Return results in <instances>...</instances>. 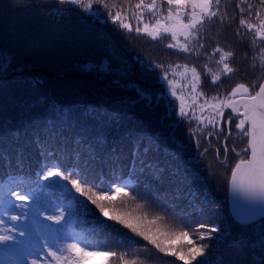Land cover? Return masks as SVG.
<instances>
[{"label":"trees","instance_id":"obj_1","mask_svg":"<svg viewBox=\"0 0 264 264\" xmlns=\"http://www.w3.org/2000/svg\"><path fill=\"white\" fill-rule=\"evenodd\" d=\"M118 2L123 3V0ZM250 2L259 7L258 0ZM236 3L238 0H230V3L225 0L227 11L235 19L212 26L215 30L209 34L206 51L210 52L219 39L221 45L236 51L232 63L239 71L231 77H222L217 85H213L201 68L204 57H188L167 49L165 43L169 38L162 43L134 31L127 32L114 24L102 7L100 17H94L61 0H0V61L11 59L7 71L0 70V176L5 172L22 174L40 185L49 184L50 181L37 174L46 160H52L54 153L65 167L83 168L89 181H104L106 187L107 181L117 176L127 179L135 161L138 195L136 201H127L129 208L139 202L146 204L154 214H164L176 229L189 231L194 241L208 245L205 257L212 264H250L249 249L234 247L233 241L242 233L250 237L258 233L264 219L254 227L242 229L231 216L228 201L226 204L224 198H220L221 190L212 191L211 197L208 195L207 200L203 199L209 190L218 187V181L196 166L199 175L207 179V185L201 187L196 183V177L193 179L191 175V165L184 163L183 156L177 151L183 128L179 131L178 126L172 135L173 124L168 121L173 114L171 118L165 115L162 121L163 114H168L166 104L160 101L153 107L154 100L148 105L147 100H140L137 91L139 87L153 97L167 91L161 82V69L155 68L158 62L165 66L168 63L195 64L202 71L201 88L209 96L227 94L237 82L250 83L259 73H253L243 58V53L249 49L247 41L241 44L236 35L241 18ZM98 7L94 5V8ZM150 15L145 13L146 21ZM131 22L135 25V21ZM105 64L112 70H105ZM170 101L173 108V100ZM233 141L232 137L229 145ZM189 146L185 147L191 149ZM145 147L150 151L145 153ZM1 184L0 194L5 200L11 199L16 205L22 203L14 196L4 195ZM227 185L225 180V190ZM44 195L42 207H48L49 202L65 209L71 204L72 212L77 207L71 197L65 192L60 193L58 188H48ZM186 195L189 196L183 201ZM5 207L0 204V234H4L6 228L28 225L31 240H27V235L17 236L26 243L12 249L3 244L0 257L6 251L17 256L20 255L18 251L25 255L28 249L38 250L37 242L43 244V237L48 233L31 223V212L26 218L21 215L20 208L5 211ZM87 207L99 221L111 227H103L80 206L86 222L79 230H71L68 228L70 216L65 211V221L61 225H51L62 228L58 245L83 236L106 241L116 246L118 252L130 255H143L141 246L147 245L155 264H183V261L171 259L176 258L174 256L158 252L128 229L106 220L94 205ZM24 211H29V205H25ZM46 214L41 212L39 219L44 224H51L44 221ZM10 215H21V219L13 222ZM200 224L217 226L220 231L210 233V241L198 240L194 233ZM199 231L205 229L199 228ZM172 246L177 250L190 247L186 241ZM205 257H198L192 264H199Z\"/></svg>","mask_w":264,"mask_h":264},{"label":"snow or ice","instance_id":"obj_2","mask_svg":"<svg viewBox=\"0 0 264 264\" xmlns=\"http://www.w3.org/2000/svg\"><path fill=\"white\" fill-rule=\"evenodd\" d=\"M61 2L76 5L94 17H100L102 7L112 22L127 32L134 31L137 35L162 43L165 38H169L165 43L167 49H173L188 57H204L205 63L201 68L203 74L210 77L213 85H217L222 77H231L239 71L232 63L236 58V51L221 45L219 39L210 52L206 51L210 43L209 34L215 30L212 26L223 25L226 21L235 19V16L227 11L225 0H136V2L123 0V3L118 0H61ZM94 5L99 7L94 8ZM258 5L259 7L250 0H238L235 4V8L241 14L236 35L241 44L247 41L249 49L243 53V58L253 73H259L250 83L237 82L227 94L217 93L209 96L201 88L202 71L198 70L195 64L191 66L188 63H168L167 66L159 62L155 64V68L161 69V82L166 85V94H170L179 102L180 116L195 120L204 128L210 127L211 130L206 133L208 137L215 136L219 140L223 134L222 150L221 147L215 149V159L225 168L228 165V141L233 136L234 124L237 130L236 139L242 146L239 151L235 143L231 146L235 162L231 168L230 184L233 192L240 194L246 201L236 213V221L242 229L254 227L257 217L264 218V0H258ZM145 13L151 14L147 21ZM131 21H135V25ZM219 35L218 32V37ZM212 64L215 65L214 68L210 67ZM10 65L11 59L5 58L0 61V70L7 71ZM103 67L107 71L112 70L107 64ZM137 91L142 97L147 98L146 92L140 89ZM225 110H230L227 117ZM196 131L203 132V129L198 127ZM210 147L211 141L209 146L204 148V153H208ZM148 151L150 149L145 147L144 152ZM37 175L50 183L40 185L37 181L26 179L22 174L12 175L5 172L0 176V182L8 189L7 195L14 196L16 200L22 202L16 205L11 199L5 200L3 194H0V204L6 205L5 211L20 208L21 215L26 218L31 212V223L48 233L43 237V244L37 242L38 250L31 264H89L93 258L98 257L103 258L102 264H155L147 245L141 246L144 249L143 255L118 252L116 246L106 241L83 236L74 242L58 245L57 238L62 228H54L51 225H61L65 221V211H68L70 217L73 212L71 204L68 209L51 202L48 207H42L45 190L53 187L67 193L77 207L82 206L85 212L93 215L103 227L111 226L99 221L87 207L88 204L94 205L106 220L128 229L135 236L147 241V244L152 245L158 252L174 256L177 260L183 261V264H192L198 257H205L208 245L194 241L189 231L176 229L164 214H154L146 204L139 202L133 208L128 207L127 201L129 199L136 201L138 195L135 161L127 173V179L117 176L116 179L107 181L106 187L103 186L104 181H89L83 168L65 167L54 153L52 160H46ZM80 197L84 199L80 200ZM25 205H29V211H24ZM41 212L48 213L43 219L51 224L40 221ZM21 215H10L9 219L17 222L20 221ZM199 228H204L205 231L200 232ZM218 231L220 229L217 226L200 224L194 234L198 240L203 241L211 239L210 233ZM26 235L30 241L31 231L28 225L6 228L4 234H0V244L9 245V249L19 248L26 240H18L17 236ZM179 241H186L190 247L177 250L172 245ZM233 245L239 249H249L250 264H264V223L260 224L258 233L251 237L242 233L233 241ZM199 264L212 262L205 257Z\"/></svg>","mask_w":264,"mask_h":264},{"label":"rangeland","instance_id":"obj_3","mask_svg":"<svg viewBox=\"0 0 264 264\" xmlns=\"http://www.w3.org/2000/svg\"><path fill=\"white\" fill-rule=\"evenodd\" d=\"M166 92L165 91H161L160 93H164L165 95H167V97L169 99H172L173 103H174V107L173 108H172V105H171V108H172L171 109V111H172L171 112V116H172V114H173V116H172V118H171V116L168 117V118H171V119H169L170 121H168V122L169 123L171 122L173 124V129L171 130L170 133L173 135L175 133V130L177 129L178 126H179V128H178L179 131L182 130V128H183L182 140L180 139L178 141L177 137L176 136H174V137L178 141L177 142V145H178L177 146V151L179 152V154H181L183 156L182 160L185 161L184 163H188V165H191L190 169H191V175L193 176V179L196 177L195 181L201 187L204 186V185H207V179H204V178H202L199 175V171H198V169L196 167V166H198L200 168H203L208 173H210L212 178L213 177L215 178V181H218V187H216L214 190L213 189L209 190L208 194L205 197H203V199L207 200L206 197L212 191L217 192L218 190H221L222 193H220L219 196H220V198H224V202L226 201V204H227L231 168H232V166H233V164L235 162V156L231 152V146L233 145V143H235L238 151H239L240 147L242 146V144L236 139L235 132L237 130L235 129L234 124L232 125V131H233V136L232 137H233L234 141L232 142V145H229L228 165L225 168L223 165H220L215 159V149L217 147H221V150H222L223 134L220 136L219 140L215 136L208 137L206 135V133L209 130H211L210 127L209 128H204L203 125H199L198 122L195 121V120H190L189 118L181 117L180 113H179V107H178L179 102L176 101L174 97H171L170 94H166ZM157 95H155V96L157 97ZM155 96L153 97L154 99H156ZM163 102L165 103V101H163ZM158 104H159V102L154 104L153 107H156ZM167 111H168V114L167 113L163 114L162 121L164 120V118H165L164 116L165 115H167V116L169 115L168 108H167ZM228 114L229 113L227 112V110H225V117H227ZM221 126L223 127V125H221ZM198 127L203 129V132L196 131V129ZM224 134H226V131H225ZM210 141H211V147L209 148V152L208 153H204V148L209 146V142ZM185 146H189V147H191V149L187 148ZM221 158H223V156H221ZM190 161L191 162L193 161V163H189ZM202 179H203L204 183L202 182ZM225 180L228 181V185H227L226 190L224 189V186H223V183H224ZM212 184H213V181H212ZM182 189H184V188L182 187ZM2 190H3L4 193L8 192V189L5 186H2ZM205 191H207V190H205ZM60 193H63V191L60 190ZM189 195H190V193H189ZM189 195L184 196V198L182 200L184 201L185 199H187V196H189ZM209 197H211V195H209ZM227 207H228V205H227ZM227 207H225V211H226ZM85 222H86V219L82 220L78 224L77 227H74V231H76L79 226H83V224ZM210 240L211 239H209L207 241H210ZM18 253L22 257V258H20L21 263L31 264V260H30V257L28 255V253L25 254V255L21 251H18ZM33 253H35V252H33ZM171 259H176V258H171ZM13 264H16V263H13Z\"/></svg>","mask_w":264,"mask_h":264},{"label":"water","instance_id":"obj_4","mask_svg":"<svg viewBox=\"0 0 264 264\" xmlns=\"http://www.w3.org/2000/svg\"><path fill=\"white\" fill-rule=\"evenodd\" d=\"M141 99H147L149 104L152 103V101H153V97L150 94H148V93H147V98H144V97L141 96ZM161 99H164L166 101L167 107L169 109L168 117H170L172 111H171L169 99L164 93H160L157 96L156 102L158 103ZM227 111L230 112V110H227ZM228 203H229L230 213H231L232 217L234 218V220L236 221V213H237V211H238V209H239V207L241 205L246 204V201L243 199V197L240 194L233 192V190L231 188V184H229ZM249 207H254V206L249 205ZM261 219H263V218L262 217H257L256 222H258Z\"/></svg>","mask_w":264,"mask_h":264}]
</instances>
